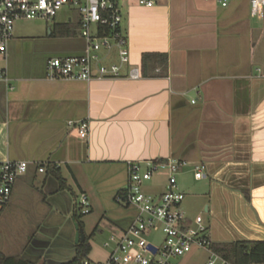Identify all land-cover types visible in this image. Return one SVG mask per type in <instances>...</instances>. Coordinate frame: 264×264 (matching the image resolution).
<instances>
[{
    "label": "crops",
    "instance_id": "obj_1",
    "mask_svg": "<svg viewBox=\"0 0 264 264\" xmlns=\"http://www.w3.org/2000/svg\"><path fill=\"white\" fill-rule=\"evenodd\" d=\"M122 17L129 62L117 47L102 49L89 81L47 75L48 59L84 55L80 34L54 36L52 26L26 35L15 24L0 61V162L30 165L0 207V250L33 264L71 261L80 195L90 213L101 212L108 236L119 233L137 213L117 200L127 163L167 158L188 163V180H203L182 186L183 203L188 193L200 198L207 218L182 207L204 218L213 243L264 241V17L251 16L249 0L225 8L215 0L127 2ZM145 54L164 55L166 64L143 67ZM98 64L119 65L120 76L98 78ZM197 164L205 166L200 180Z\"/></svg>",
    "mask_w": 264,
    "mask_h": 264
},
{
    "label": "built area",
    "instance_id": "obj_2",
    "mask_svg": "<svg viewBox=\"0 0 264 264\" xmlns=\"http://www.w3.org/2000/svg\"><path fill=\"white\" fill-rule=\"evenodd\" d=\"M160 0H0V52L6 53L18 21L42 19L54 20L62 8H73L79 14L80 35L86 41L84 55L80 57L50 58L47 75L50 79L83 80L93 78L94 63L98 53L118 48L121 63L129 62L126 36L121 30L122 6L127 2L145 8L154 7ZM225 8L231 0H215ZM254 18L264 17V0H249ZM107 29V30H105ZM98 78L120 76V66L98 64ZM139 69L130 70L129 77L137 79ZM6 70L0 68V80H6ZM80 135H87V123L78 128ZM28 161L0 162V207L9 203L17 179L25 175ZM188 163L173 158L155 161H129L127 186L118 202L133 206L137 213L131 225L109 235L104 246L109 249L108 258L94 264H177V260L189 254L193 248L209 252L204 264H230L212 249L209 227L202 216L190 219L183 210L185 193L178 184V176ZM38 171L44 173L45 168ZM166 173L163 190L159 193L145 191V185L159 173ZM195 179L204 177L205 166L193 165ZM78 206L83 214L91 212V203L85 194L79 197ZM160 238L155 241L154 236ZM84 264H92L85 261ZM252 264H264L255 262Z\"/></svg>",
    "mask_w": 264,
    "mask_h": 264
},
{
    "label": "rangeland",
    "instance_id": "obj_3",
    "mask_svg": "<svg viewBox=\"0 0 264 264\" xmlns=\"http://www.w3.org/2000/svg\"><path fill=\"white\" fill-rule=\"evenodd\" d=\"M122 12H124V4L122 6ZM73 18V23L78 24L79 22V14L78 12L73 8H62V10L59 12V14L55 17L54 20L45 21L42 19H36V20H22L17 22V26L21 27V30L26 35H44L45 30L47 27H52L56 23H66L68 18ZM80 28L78 29V34H80ZM102 53V52H101ZM4 56L3 52H0V61L2 57ZM190 176H184L183 172L179 174L178 178V184L182 190V186L188 184L198 186L203 183L202 181H194L193 178H190ZM166 181V173L165 172H159L154 177L153 180L148 182L145 185V191L149 193H159L163 190V185ZM193 194L188 193L185 203H183V207L185 209H189L191 214L196 215L197 213H201L204 218H207V214L201 210L202 206L200 203V198L198 200V197L192 196ZM78 209L80 211V214L82 215L81 221L86 222V231L90 235L92 234L91 238V244H92V252L89 255V260L92 262H103L108 258L109 255V249L104 246L105 240L109 237L106 228L103 227V222L105 221V218H102L103 216H100L99 214L101 212L95 210L92 213L89 214H83L81 209L78 206ZM200 209V210H199ZM184 210V208H183ZM98 225V229H102L103 233H99L98 230H94L95 226ZM15 236V235H14ZM160 238L159 235L154 236L153 240L157 241ZM207 258V253L204 250H199L197 248H193V250L185 255L184 257H181L177 260V264H204L205 260Z\"/></svg>",
    "mask_w": 264,
    "mask_h": 264
},
{
    "label": "trees",
    "instance_id": "obj_4",
    "mask_svg": "<svg viewBox=\"0 0 264 264\" xmlns=\"http://www.w3.org/2000/svg\"><path fill=\"white\" fill-rule=\"evenodd\" d=\"M80 23L74 24L72 21L66 23H56L52 30L54 36L73 37L78 34ZM107 30V29H105ZM148 62L154 63V69L160 64L164 67L166 56L160 54H145L143 56V67ZM59 178L60 184L64 187L63 180ZM123 192H120L122 195ZM119 195V196H120ZM82 215L77 207L74 213L75 220L82 226ZM212 249L230 264H252L264 262V241H235L230 243H213ZM92 247L90 237L86 236L83 242L76 245L75 257L65 264H84L88 261ZM0 264H33L20 255H6L0 250Z\"/></svg>",
    "mask_w": 264,
    "mask_h": 264
},
{
    "label": "water",
    "instance_id": "obj_5",
    "mask_svg": "<svg viewBox=\"0 0 264 264\" xmlns=\"http://www.w3.org/2000/svg\"><path fill=\"white\" fill-rule=\"evenodd\" d=\"M74 226H75V244H79L80 242H83L85 240V233L83 227L74 219L73 220Z\"/></svg>",
    "mask_w": 264,
    "mask_h": 264
}]
</instances>
